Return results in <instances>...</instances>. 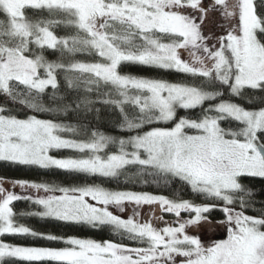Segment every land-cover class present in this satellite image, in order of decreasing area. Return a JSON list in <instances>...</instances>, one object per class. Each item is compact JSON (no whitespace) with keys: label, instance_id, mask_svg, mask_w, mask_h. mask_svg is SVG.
Returning a JSON list of instances; mask_svg holds the SVG:
<instances>
[{"label":"snow or ice","instance_id":"snow-or-ice-1","mask_svg":"<svg viewBox=\"0 0 264 264\" xmlns=\"http://www.w3.org/2000/svg\"><path fill=\"white\" fill-rule=\"evenodd\" d=\"M25 9L47 10L67 19L32 22ZM0 14L6 17V22L0 21V95L34 113L72 114L85 130L92 119H100L102 108H109L118 114L119 131L135 133L117 138L93 129L87 138H69L79 134L76 125L35 114L5 115L7 109L0 107V161L111 179L138 167L134 177L145 184L147 177L165 184L178 178L194 193L223 202L195 204L99 184L66 187L9 181L13 187L45 193L22 197L4 187L0 178V237L28 235L66 245L25 246L0 240V264H175L176 257L185 258L181 264H264V207L253 208L258 216L246 213L257 201L252 199L254 190L240 182L242 177L264 179V141L258 136L264 132V107L246 109L222 99L220 90L227 88L235 97H242L245 89L264 92V16L258 15L254 0H0ZM213 15L228 21L226 35L204 33ZM61 23L77 34L58 37L52 28ZM32 45L39 54H30ZM45 49L58 51L61 58L49 61ZM77 55L95 59L77 60ZM124 65L173 71L201 83L122 73ZM49 88L54 106H45L41 99ZM254 99L264 103V97ZM196 108L201 109L199 117L177 118L179 110ZM224 121L239 127L224 128ZM161 123L171 126H152ZM109 145L118 150L107 152ZM61 150L78 155L51 154ZM57 192L60 195L53 194ZM20 199L42 209L29 215L93 229L109 227L147 246L39 233L17 222L11 205ZM125 203L159 205L177 218L182 211L194 215L177 220V227L165 222L157 228L139 222L138 212L123 218L110 210L111 206L123 212ZM237 203L239 209L233 207ZM217 207L225 216L216 222L226 227L225 239L205 246L197 235L186 234L189 226L215 227L206 214Z\"/></svg>","mask_w":264,"mask_h":264},{"label":"trees","instance_id":"trees-1","mask_svg":"<svg viewBox=\"0 0 264 264\" xmlns=\"http://www.w3.org/2000/svg\"><path fill=\"white\" fill-rule=\"evenodd\" d=\"M262 0H255L254 3L257 5V12L258 15L264 16V7H260ZM25 15L28 19L32 22L41 21V20H65L67 17L63 16L62 14H50L47 10H33V9H25ZM0 21L6 22V17L3 14H0ZM224 23V20L219 15H213L206 21L203 31L205 34L207 33H214L215 31L216 36H219V31H221L222 27L221 24ZM238 23V19L234 21V24ZM54 33L58 37H65V36H73L76 35V29L67 26L64 23L58 24L52 28ZM213 42V41H212ZM32 52L30 54H39L40 50L35 46L32 45ZM43 55L49 61H57L59 60L60 53L58 51L45 49L43 51ZM67 59V57H65ZM77 60H84V61H92L95 58L87 55H77L75 57ZM120 71L122 73H130L133 75L144 76L149 78H157V79H164L169 82H187L193 83L196 85H200L201 80L198 78H190L186 77L183 74L173 72V71H164L160 69H154L145 66H138V65H124L121 67ZM60 85H61V93L65 90V81L63 78V74L60 75ZM219 87L218 85L216 86ZM19 90H23L22 86ZM211 90V89H210ZM224 92L222 99L230 100L231 102L240 104L246 109L249 110H258L260 107H264V103L258 101V99L264 97V92L258 90H251L245 89L242 97H235L230 96L228 94V89L223 88L220 89ZM51 89H48V95L43 96L41 99L45 103V106H54L51 105L49 102V96L51 95ZM104 91H108V89H104ZM95 99V97H92ZM219 100L213 101L212 103H218ZM0 107L7 109L3 114L5 115H16L19 118H25L27 115L35 114L38 118L42 119H54L57 122L68 123L72 125H76L79 129L78 135L69 134V138H78L84 139L87 138V135L91 133L93 129H96L100 132H103L105 135H111L117 138H126L130 134L124 131H119L117 128V121H118V114L109 108H102L100 113V119L95 120L92 119L90 127L86 130L81 127L77 123L76 118L72 114L68 115H57L56 113H34L27 109L26 107L21 106L19 103H12L9 101L5 96L0 95ZM97 107H101V105H97ZM208 107V103L204 104V108ZM126 110L132 114L134 113V109L130 106H126ZM201 115V109L196 108L193 110H179L177 118L181 116H187L189 118H197ZM152 126H171V124L165 125L161 124H154ZM224 128H233L236 129L239 127L237 122H229L224 121L221 124ZM144 130H148L145 128ZM258 136L262 141H264V132L258 133ZM118 150L117 145H109L107 148V152H115ZM57 157H69V156H77L78 154L69 150H61V151H54L51 153ZM139 171L138 167H129L125 170V173L119 177V179H111V178H104L99 176H87L80 173H69L63 170H58L55 168L52 169H41L36 166L30 165H19L13 164L7 161H0V178H3L5 181L4 187H6L9 191H14L17 195L25 197L28 195H38L41 194V191L38 193L34 189H21L19 186L13 187L9 181L17 180V179H25L29 181L35 182H47L54 186H82L85 184H99L109 190H126V191H136V192H149L152 194L157 195H165L170 199L176 200H189L195 204H216L222 205V201L214 200L211 198H206L203 195L198 193H194L190 186L186 183L182 182L178 178H170V182L165 184L163 182L156 183L153 182L155 178L147 177L149 182L147 184L142 182L141 180H137L134 177V174ZM129 177H133L129 179ZM240 182L254 190L255 195L252 199L257 201L252 207L246 210L248 215L258 216L260 215L259 211H254L255 209H260L264 207V179L260 178H249V177H242ZM58 193V192H57ZM59 194V193H58ZM13 207L14 212L17 214L16 220L20 224H24L39 233L44 234H55L57 236H76L79 238H89L94 239L97 241H104V240H111L116 243H123L132 247H141L147 246L133 243L132 241L128 240L126 237H122L120 234L114 233L113 230L109 227H102L99 229H93L87 225H79L67 222H61L52 218H40L38 216L29 215V213L36 212L42 210L39 206L32 203L30 200L27 199H20L14 201L11 205ZM233 207L239 209V204L233 205ZM23 213V215H20ZM208 219L216 225V222L222 221L225 219L224 213L220 210L219 207L210 211V213L206 214ZM190 217L191 214L188 212H181V217ZM171 218V216L168 215ZM192 230V231H191ZM187 233H195L200 239L203 240V237H209L205 246L211 244V242L217 238H222L227 234L226 228L224 226L216 225L215 227H208L207 225L202 226L200 228H191L186 230ZM0 240H3L8 243L25 245V246H45V247H65L66 245L60 242H53L48 241L46 239H40L37 237H32L28 235H5L0 237ZM208 243V244H207ZM185 259L183 257H176L175 264L181 263V261ZM17 264H25V262H17ZM169 264H171L169 262Z\"/></svg>","mask_w":264,"mask_h":264},{"label":"rangeland","instance_id":"rangeland-1","mask_svg":"<svg viewBox=\"0 0 264 264\" xmlns=\"http://www.w3.org/2000/svg\"><path fill=\"white\" fill-rule=\"evenodd\" d=\"M255 1V0H254ZM208 2V0H205V3H207ZM238 19V18H237ZM206 23V22H205ZM233 24H234V21H233ZM228 29H229V23H228V21H224V23H223V27H222V29H221V31H219L220 33H219V36H222V35H226V32L228 31ZM216 31L212 34L214 37H217L216 36ZM208 34V33H207ZM206 34V35H207ZM218 36V37H219ZM213 43H215V40H213ZM182 55H183V58H185V59H188V53L186 52V51H182ZM117 191H126V190H117ZM136 192V191H135ZM53 194H55V195H60V193L58 194V193H53ZM38 195H45V193H43V191H41V194H38ZM32 196H36L35 194H32ZM89 202L90 203H95L94 201H91V200H89ZM99 206V205H98ZM110 210L111 211H113L114 212V214H117V215H120L121 217H123V218H128V217H131V216H133V213H134V211L135 212H138L139 213V215L136 217V219L139 221V222H141V223H143V222H150V223H152L155 227H157V228H163V227H165L166 225H165V222H168V224L170 225V226H173V227H177L178 226V224L176 223V221L177 220H181V221H183V220H186V219H188V218H190V217H185V218H182L181 216L179 217V218H177L176 216H175V214H169V213H165V212H162L161 210H160V208H159V205H151V206H149V205H142V206H139V207H137L135 204H129V203H125V205H124V211L123 212H120L118 209H116V208H114V207H111L110 206ZM184 211H182V213H183ZM185 213V212H184ZM188 214H191V215H194V213H189L188 212ZM168 215L169 216H171V218L170 217H168ZM162 217V220L160 219ZM192 227L191 226H189L188 228H186V230L187 229H191ZM226 228V227H225ZM192 231V230H191ZM186 234H189V235H196L195 233L193 234H191V233H187L186 232ZM226 236H227V234L224 236V237H222V238H217V239H215V240H213V241H216V240H220V239H225L226 238ZM208 238L209 237H206V236H204L203 237V240L201 239V241H202V243L205 245V243L207 242V241H209L208 240ZM212 241V242H213ZM211 242V243H212ZM208 244V243H207ZM142 247V246H141ZM171 263V262H170ZM177 264H181V263H177Z\"/></svg>","mask_w":264,"mask_h":264}]
</instances>
